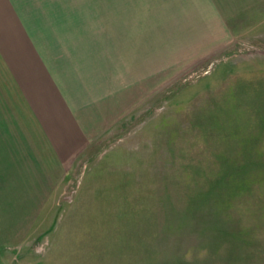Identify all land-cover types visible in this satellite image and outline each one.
I'll return each instance as SVG.
<instances>
[{
  "label": "rangeland",
  "instance_id": "rangeland-1",
  "mask_svg": "<svg viewBox=\"0 0 264 264\" xmlns=\"http://www.w3.org/2000/svg\"><path fill=\"white\" fill-rule=\"evenodd\" d=\"M37 196L54 221L0 264H64L74 226L128 264H264V0H1L0 224Z\"/></svg>",
  "mask_w": 264,
  "mask_h": 264
},
{
  "label": "crops",
  "instance_id": "crops-1",
  "mask_svg": "<svg viewBox=\"0 0 264 264\" xmlns=\"http://www.w3.org/2000/svg\"><path fill=\"white\" fill-rule=\"evenodd\" d=\"M14 16H15L14 19L16 20L17 19L16 14ZM48 196H49L48 194H45L46 199L45 198L44 199L47 200ZM41 201L42 199L39 196H37V199L36 197L30 199L28 208L24 213L18 214L20 215V217H18V219H16L13 222V226L9 225L7 227V222L3 225L0 224V228L3 229L1 230L2 235H0V244H1L0 246L8 245V243L16 246L18 243L22 242V240L24 241V243L26 242L24 246L27 243H28L27 246L29 247L32 246L31 240L29 239V235L35 231L36 226H41V224L37 225L39 219L43 216H46V217H52L54 221V216L56 215L55 214L56 209L53 210V212L51 210L50 212H47L45 210L46 205L44 203H41ZM21 216L23 218H21ZM1 217L4 216H1L0 213V219ZM57 218H59V216ZM4 219H6V217H4ZM53 228L54 225L52 224H49L46 228L44 227L41 228L40 232L44 233L45 234L44 238H46V241L42 242L43 245L40 250L41 256H44L46 254V246H48L47 239L48 236L51 234ZM90 229H91L90 227L87 228L86 226L83 227L77 226L76 228L74 226L72 228L67 227L61 229L59 233L60 237L57 238V241L58 243L61 244V246H63V251L65 250V245H67L68 243H70L72 246L68 254L70 256L65 258V256L63 255L62 259L65 262L64 264H73L75 259L80 261V256L85 257L83 260V264H114L112 260L115 257L119 258L120 260L119 264H128L130 254L132 253L130 252L129 241L127 240L126 237L122 235L118 237L115 236L116 241H113L112 236L107 237L105 236V234H101L96 237V232L98 231L96 227H94L93 230ZM6 234H8V238L6 237L7 236ZM73 239H75V243L71 242ZM133 243L136 244L137 246L140 244L137 242H133ZM137 255L138 256L141 255V258L142 257L144 258L145 256V254L144 253L142 254L141 252L138 253ZM58 263L59 262H57V264ZM116 264L118 263L116 262Z\"/></svg>",
  "mask_w": 264,
  "mask_h": 264
}]
</instances>
